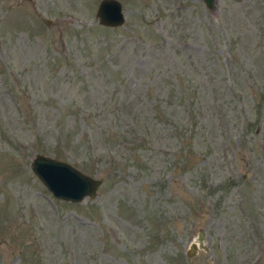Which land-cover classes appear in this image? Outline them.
I'll use <instances>...</instances> for the list:
<instances>
[{
  "label": "rangeland",
  "instance_id": "rangeland-1",
  "mask_svg": "<svg viewBox=\"0 0 264 264\" xmlns=\"http://www.w3.org/2000/svg\"><path fill=\"white\" fill-rule=\"evenodd\" d=\"M100 1L0 0V264H264V0Z\"/></svg>",
  "mask_w": 264,
  "mask_h": 264
},
{
  "label": "water",
  "instance_id": "water-1",
  "mask_svg": "<svg viewBox=\"0 0 264 264\" xmlns=\"http://www.w3.org/2000/svg\"><path fill=\"white\" fill-rule=\"evenodd\" d=\"M208 10L215 8V0H202ZM96 17L99 24L117 27L124 23L122 5L118 0H101ZM31 170L56 199L79 203L84 198H95L101 180L88 176L70 164L56 158L36 154L31 162ZM204 232L198 231L196 238L190 242L186 255L194 256L199 251H206Z\"/></svg>",
  "mask_w": 264,
  "mask_h": 264
}]
</instances>
